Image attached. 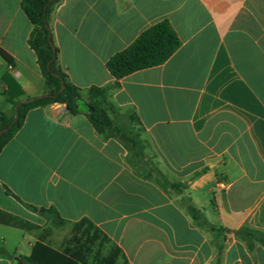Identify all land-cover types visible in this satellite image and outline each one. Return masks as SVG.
Wrapping results in <instances>:
<instances>
[{"label": "crops", "instance_id": "crops-1", "mask_svg": "<svg viewBox=\"0 0 264 264\" xmlns=\"http://www.w3.org/2000/svg\"><path fill=\"white\" fill-rule=\"evenodd\" d=\"M21 2L0 0V49L14 62L0 56L5 113L4 92L25 101L48 91ZM163 20L181 41L175 53L112 76L111 57ZM49 26L84 102L76 113L66 102L29 110L2 148L0 264H28L39 240L63 250L84 218L121 249L116 264H264V243L235 233L264 238V0H61ZM93 88L137 120L131 148L95 129Z\"/></svg>", "mask_w": 264, "mask_h": 264}, {"label": "trees", "instance_id": "trees-1", "mask_svg": "<svg viewBox=\"0 0 264 264\" xmlns=\"http://www.w3.org/2000/svg\"><path fill=\"white\" fill-rule=\"evenodd\" d=\"M61 0H22V9L32 22L34 29L29 39L30 46L35 50L38 57V64L44 76L48 91L41 96L28 98L25 101L15 100L12 92H4L8 101L13 107V114L0 111V130L13 125L8 131L0 136V152L6 143L11 140L16 132L23 125L26 114L36 107H44L53 103L66 102L71 113L78 111L80 102H84L81 89L74 86L68 80L66 74L61 70L58 63V50L52 39L49 26L50 16L56 5ZM181 41L168 20L158 22L145 30L129 47L116 53L107 63V67L117 80L128 76L136 71L156 67L164 64L179 48ZM0 56L13 65V58L4 50L0 49ZM64 85V88L62 89ZM100 98L105 101L107 90L93 88L90 90L89 119L95 129L106 137L115 135L113 120L108 108L93 102ZM19 105V115L15 120L16 105ZM109 130L112 131L110 135ZM113 135V136H114ZM121 140L128 148H131L130 136L122 135ZM170 184H164L168 186ZM177 187L178 185H173ZM34 210H38L33 207ZM41 212L48 218L54 219L56 225H65L66 221L61 218L54 208H41ZM194 219H198L194 214ZM13 225L23 228H30L32 225L13 220ZM236 235L248 243L252 248L253 239H260L264 243L263 236L250 228L244 227L237 230ZM111 244L109 238L90 220L84 218L73 223L71 235L65 241L63 250H57L43 240H39L33 247L32 254L24 259L28 264H116L117 259L122 255L121 249L111 244L106 256L93 257L91 259L94 245Z\"/></svg>", "mask_w": 264, "mask_h": 264}, {"label": "rangeland", "instance_id": "rangeland-1", "mask_svg": "<svg viewBox=\"0 0 264 264\" xmlns=\"http://www.w3.org/2000/svg\"><path fill=\"white\" fill-rule=\"evenodd\" d=\"M93 102L98 103L100 106L108 108L107 106H104L101 102L100 98H96L93 100ZM7 103L5 101H0V110L3 109L5 107ZM108 112L113 120V126L115 131H117V133L114 135L118 138H120L122 135H127V136H132V135H137L139 133L140 127L139 124L137 122V120L133 117V115L131 113H127L125 115H123L122 113L114 110V109H110L108 108ZM9 115L13 114V107H11L10 111L8 112ZM110 135H112V131L109 130ZM143 147L140 146H136L134 153L138 154L139 152H143ZM147 158V162H149V160L151 159L150 153H147L146 155ZM111 244L107 243L104 244L103 246L99 245V241L96 242V244L94 245V249H93V253L91 256V259L94 257H103L106 256L110 250Z\"/></svg>", "mask_w": 264, "mask_h": 264}, {"label": "water", "instance_id": "water-1", "mask_svg": "<svg viewBox=\"0 0 264 264\" xmlns=\"http://www.w3.org/2000/svg\"><path fill=\"white\" fill-rule=\"evenodd\" d=\"M63 88H64V85H63L62 89H63ZM19 105H20V103H18V104L16 105V107H15V111H16L15 120L18 118V115H19ZM13 123H14V122H13ZM13 123H12L9 127H6V128H4V129L0 130V136H2L6 131H8V129H10V128L12 127Z\"/></svg>", "mask_w": 264, "mask_h": 264}]
</instances>
